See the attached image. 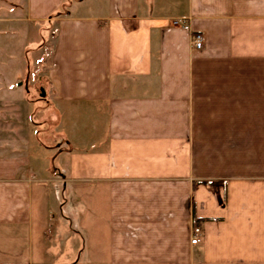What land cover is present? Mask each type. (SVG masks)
Instances as JSON below:
<instances>
[{"label": "crops", "instance_id": "1", "mask_svg": "<svg viewBox=\"0 0 264 264\" xmlns=\"http://www.w3.org/2000/svg\"><path fill=\"white\" fill-rule=\"evenodd\" d=\"M0 264H264V0H0Z\"/></svg>", "mask_w": 264, "mask_h": 264}, {"label": "built area", "instance_id": "2", "mask_svg": "<svg viewBox=\"0 0 264 264\" xmlns=\"http://www.w3.org/2000/svg\"><path fill=\"white\" fill-rule=\"evenodd\" d=\"M178 22H182L181 20L176 21L174 20L173 24H178ZM184 29H187V25H183ZM190 45L194 49H200L202 46V35L200 33H192L190 36ZM198 234H199V228L198 227H192L190 232V243L195 244L198 242Z\"/></svg>", "mask_w": 264, "mask_h": 264}, {"label": "water", "instance_id": "3", "mask_svg": "<svg viewBox=\"0 0 264 264\" xmlns=\"http://www.w3.org/2000/svg\"><path fill=\"white\" fill-rule=\"evenodd\" d=\"M43 95H44V91H43V89H42V88H40L39 97H43Z\"/></svg>", "mask_w": 264, "mask_h": 264}, {"label": "rangeland", "instance_id": "4", "mask_svg": "<svg viewBox=\"0 0 264 264\" xmlns=\"http://www.w3.org/2000/svg\"><path fill=\"white\" fill-rule=\"evenodd\" d=\"M31 75V74H30ZM32 78V75L30 76V79ZM30 84H35L36 85V81H35V79H33V81H30Z\"/></svg>", "mask_w": 264, "mask_h": 264}]
</instances>
